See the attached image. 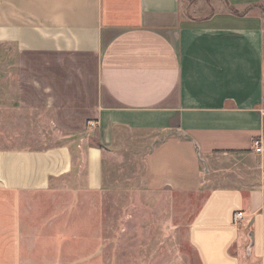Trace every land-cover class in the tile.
<instances>
[{"label":"crops","instance_id":"obj_1","mask_svg":"<svg viewBox=\"0 0 264 264\" xmlns=\"http://www.w3.org/2000/svg\"><path fill=\"white\" fill-rule=\"evenodd\" d=\"M263 2L0 0V264H106L67 242L104 239L111 205L78 198L127 135L147 190L206 192L197 264H264Z\"/></svg>","mask_w":264,"mask_h":264},{"label":"rangeland","instance_id":"obj_2","mask_svg":"<svg viewBox=\"0 0 264 264\" xmlns=\"http://www.w3.org/2000/svg\"><path fill=\"white\" fill-rule=\"evenodd\" d=\"M129 136L120 138L112 147L105 176L106 184L111 185L110 191L78 198L84 204L100 200L111 205L109 210H97L105 222L101 224L99 220L104 239L98 236L99 240L94 243L87 241L86 237L94 231L88 233L86 224L81 233L84 239L67 243L79 245L83 252L79 261L86 258L88 252L104 248L109 251L104 259L106 264H197L196 253L188 242V229L206 192L147 190L145 156L150 146L144 145L146 139L143 137ZM54 139L49 137V140ZM69 199L60 196L58 202ZM41 200L50 205L57 199ZM78 211V216L90 212L86 208ZM75 226H64L66 233H76Z\"/></svg>","mask_w":264,"mask_h":264},{"label":"built area","instance_id":"obj_3","mask_svg":"<svg viewBox=\"0 0 264 264\" xmlns=\"http://www.w3.org/2000/svg\"><path fill=\"white\" fill-rule=\"evenodd\" d=\"M254 144L256 146V150L260 151L261 150L260 141L256 140ZM241 215L242 214L240 212H235L234 215H233L234 222H237L238 220H240L241 219Z\"/></svg>","mask_w":264,"mask_h":264},{"label":"trees","instance_id":"obj_4","mask_svg":"<svg viewBox=\"0 0 264 264\" xmlns=\"http://www.w3.org/2000/svg\"><path fill=\"white\" fill-rule=\"evenodd\" d=\"M260 9L262 10V12H264V6L260 5Z\"/></svg>","mask_w":264,"mask_h":264}]
</instances>
